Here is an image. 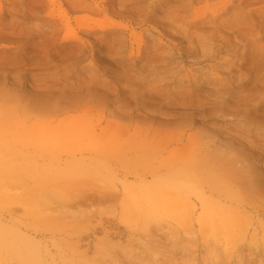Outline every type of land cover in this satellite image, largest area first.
Segmentation results:
<instances>
[{"label":"rangeland","instance_id":"374dc122","mask_svg":"<svg viewBox=\"0 0 264 264\" xmlns=\"http://www.w3.org/2000/svg\"><path fill=\"white\" fill-rule=\"evenodd\" d=\"M0 264H264V0H0Z\"/></svg>","mask_w":264,"mask_h":264}]
</instances>
